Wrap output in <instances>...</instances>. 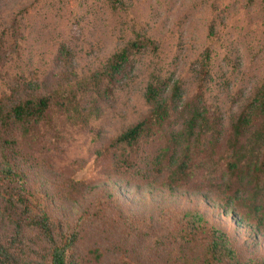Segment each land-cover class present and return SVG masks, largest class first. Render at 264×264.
Masks as SVG:
<instances>
[{
  "label": "rangeland",
  "instance_id": "374dc122",
  "mask_svg": "<svg viewBox=\"0 0 264 264\" xmlns=\"http://www.w3.org/2000/svg\"><path fill=\"white\" fill-rule=\"evenodd\" d=\"M139 34L157 49L103 77ZM154 75L180 80V106L200 99L213 127L178 186V156L161 151L181 113L129 149L133 168L111 144L149 114ZM262 84L264 0H0V111L52 99L28 133L0 118V264L49 263L65 242L68 264H264V222L229 170L233 125Z\"/></svg>",
  "mask_w": 264,
  "mask_h": 264
},
{
  "label": "trees",
  "instance_id": "16d2710c",
  "mask_svg": "<svg viewBox=\"0 0 264 264\" xmlns=\"http://www.w3.org/2000/svg\"><path fill=\"white\" fill-rule=\"evenodd\" d=\"M150 47L157 49L155 40L146 34H139L111 57L102 76L111 79L124 74L136 65V56L146 52ZM203 60L206 65L209 64L211 60L209 50L205 52ZM96 78L97 76H93L84 83H88L86 92L94 94ZM144 97L150 107L149 114L118 134L111 144L115 148L124 150L125 165L133 168L134 163L128 156L129 149H134L142 139L153 137L157 133H166L172 124L174 113H181L182 120L178 122V128H172L167 144L161 151V156H168L172 151L178 156L176 165L169 175L170 184L178 186L193 176L190 160L195 141L207 138L213 129L209 112L205 105L199 104L202 103L200 99L181 107L182 84L180 80L172 76L154 75L148 81ZM51 102L52 99L49 96L26 98L10 107L6 113L1 110L0 118L3 122H11L28 133L46 119ZM233 134L229 170L241 188V198L248 204L250 213L260 222H264V84L258 88L249 105L237 118L233 125ZM208 140L211 145L213 136L208 137ZM14 174L12 171L7 172V176L12 177ZM42 226L50 234L46 221L42 222ZM71 245V242H65L54 246L51 261L43 264H68V252ZM228 253L234 259V252L231 249ZM0 254L9 257L8 251L3 246H0Z\"/></svg>",
  "mask_w": 264,
  "mask_h": 264
}]
</instances>
